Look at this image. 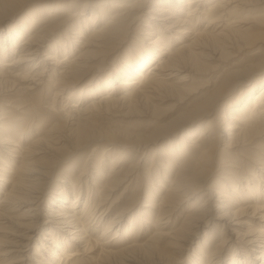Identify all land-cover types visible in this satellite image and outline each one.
Listing matches in <instances>:
<instances>
[{"label":"bare ground","instance_id":"6f19581e","mask_svg":"<svg viewBox=\"0 0 264 264\" xmlns=\"http://www.w3.org/2000/svg\"><path fill=\"white\" fill-rule=\"evenodd\" d=\"M0 264H264V0H0Z\"/></svg>","mask_w":264,"mask_h":264},{"label":"rangeland","instance_id":"374dc122","mask_svg":"<svg viewBox=\"0 0 264 264\" xmlns=\"http://www.w3.org/2000/svg\"><path fill=\"white\" fill-rule=\"evenodd\" d=\"M220 62H222V63H220ZM213 65H215L216 67L218 66L216 68V70H215L216 72L214 71L216 75H218L221 71H223V68H227V67L229 68V66H230L225 61H216V62H213ZM210 74L211 73L203 72V73H200L198 75L193 76L192 77L193 78L192 81L189 82L190 84H192V87H191V90L188 92L189 96H188L187 100L186 101L184 100L183 103H179L178 101H176L177 99L167 101L163 105L164 108H162V111L165 112V113L173 114L175 112L178 113L179 111L187 110V109L193 107L197 103L198 100L200 101V99L203 98V97H201L203 94H205L206 92H208V91H210L212 89V86L209 85V83L207 82V80L209 81V78L211 76ZM205 82H207L208 84H206ZM115 121H116V124H118L120 126H134V124L138 125V124H141V123L142 124L143 123L147 124V123L152 122V120L151 119L149 120L148 117L139 116V115H133V116L131 115L130 117L118 118V119L114 120L113 122L115 123ZM90 153L91 152L88 151L87 154H90ZM95 158H96V156L92 155L91 158H90V162L91 161L92 162L95 161L94 160ZM84 160H85V158H84ZM96 162H97V159H96ZM98 162H99V159H98ZM147 166H149V165H147ZM119 193L120 192H118V194ZM115 212H116L115 210L112 211V213L110 215L111 218L115 215ZM129 215H131V214H128L127 217H129ZM125 221H127V218L125 219ZM128 222H129V220H128Z\"/></svg>","mask_w":264,"mask_h":264}]
</instances>
